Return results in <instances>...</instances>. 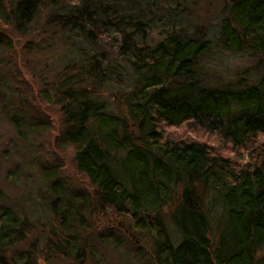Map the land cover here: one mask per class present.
<instances>
[{
  "label": "trees",
  "instance_id": "16d2710c",
  "mask_svg": "<svg viewBox=\"0 0 264 264\" xmlns=\"http://www.w3.org/2000/svg\"><path fill=\"white\" fill-rule=\"evenodd\" d=\"M223 1L221 46L249 50L264 65V0ZM185 2H15L16 30L48 8L36 32L64 36L42 101L59 108V143L73 147L92 191H70L48 164L53 201L36 231L41 242L15 254L33 225L3 211L0 264H21L24 252L35 264H83L93 250L91 224L82 222L97 212L128 219L140 240L133 249L148 264H264V75L250 84L199 80L209 41L200 27L184 32Z\"/></svg>",
  "mask_w": 264,
  "mask_h": 264
},
{
  "label": "rangeland",
  "instance_id": "374dc122",
  "mask_svg": "<svg viewBox=\"0 0 264 264\" xmlns=\"http://www.w3.org/2000/svg\"><path fill=\"white\" fill-rule=\"evenodd\" d=\"M16 1L0 0V213L10 209L33 225L24 241L13 245L12 250L19 254L31 242H41L36 231L50 217L53 197L48 176L53 169L48 164L58 165L70 191L77 187L88 192L92 189L76 170L73 147L61 148L63 125L59 108L42 101L41 89L52 91L59 65L56 58L61 54L64 36L36 32L44 23L48 8L42 9L26 29L16 30L11 16ZM186 1L178 7L184 32L192 35L200 27L209 41V48L198 60L199 80L215 86L238 83L244 78L241 83L250 84L264 75V65L251 51L234 53L221 46L220 24L228 15L223 0ZM109 41L117 45L120 37L113 33ZM90 224L87 243L92 245L93 254L83 264H148L133 249L140 240L137 241L136 232L130 237L127 218L97 212L91 223L83 220L81 227ZM23 255L21 264H35L27 253ZM55 263L73 264L68 260L52 264Z\"/></svg>",
  "mask_w": 264,
  "mask_h": 264
}]
</instances>
